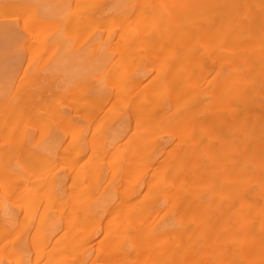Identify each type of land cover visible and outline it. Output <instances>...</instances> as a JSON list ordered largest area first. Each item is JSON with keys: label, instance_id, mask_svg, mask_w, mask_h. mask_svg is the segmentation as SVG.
<instances>
[{"label": "bare ground", "instance_id": "1", "mask_svg": "<svg viewBox=\"0 0 264 264\" xmlns=\"http://www.w3.org/2000/svg\"><path fill=\"white\" fill-rule=\"evenodd\" d=\"M17 1L0 0V262L8 254L21 262L14 253L20 223L27 224L22 242L39 249L23 264H241L242 258L223 261L231 248L252 259L243 264H264V0H110L101 6L65 0L63 11L62 0ZM58 8L66 33L91 38L72 44L74 53L66 46V57L52 61L62 75L51 84L49 61L37 71L30 61L42 62L71 41L45 33ZM13 16L26 26L6 19ZM101 24L119 36L93 34ZM6 34L18 42L14 47L1 41ZM23 52L30 61L21 74ZM101 71L108 89L94 76ZM81 77L87 86L74 87ZM65 97L78 101L67 108ZM125 102L131 105L121 107ZM77 111L87 117H76ZM117 117L122 130L102 141L101 126ZM130 128L133 134L118 145ZM45 132L48 139L34 145L35 133ZM166 132L168 140L157 142ZM66 136L60 158L68 157L78 174L51 175L59 166L50 158ZM87 153L102 163L97 170H90ZM113 156L138 159L136 170L150 160L147 197L116 209L106 197L92 201L105 178L101 168L114 173L127 163L118 165ZM204 186L210 197L201 195ZM49 195H57L50 206L64 219L49 223ZM157 197L175 207L178 221L159 220L152 208ZM15 201L24 204L21 222ZM41 226L46 232L39 240Z\"/></svg>", "mask_w": 264, "mask_h": 264}, {"label": "rangeland", "instance_id": "2", "mask_svg": "<svg viewBox=\"0 0 264 264\" xmlns=\"http://www.w3.org/2000/svg\"><path fill=\"white\" fill-rule=\"evenodd\" d=\"M9 1H11V2L12 1L22 2V1H17V0H8V2ZM49 1H52V0H49ZM64 1L65 0H62V3H61V5H62L61 11H63ZM109 1L110 0H92L91 3L95 4L96 6H101V5L107 4ZM134 1L138 2L140 0H134ZM74 10H75V5H73L69 9L68 13L71 14L72 12H74ZM59 11H60V9H59ZM62 17H63V15L61 12L59 14V16L57 17L58 19L55 20L54 25H52L51 27H49V25H48L46 27V29H44V30H46L45 33H46V35L53 34L54 39L55 38L57 39L63 35L69 36L71 38V41H69V42L64 41L63 45L60 44V50H59L60 52H58L59 54L58 53L56 54L55 52H53L52 54H49V57L45 58V60H43L42 62H39V63H37V59H38L37 57H32V61H30L28 54L26 52H23L22 55L20 56V58H21V74L24 71V69L26 68V65L29 64L28 60L30 61L31 71H37L40 68H46L47 63L49 61V78H50L49 82L51 84H53V81H56L59 77H61L62 74H57V72H56L57 70L53 69L54 66H52V63H53L52 61L54 59H64L66 57V48H67L66 46H71L72 53H74L75 50H74L72 44H77L78 46H84L89 42V40L91 38L90 34L79 35L78 38H75V37H72L71 34L69 35L68 33H66L65 32L66 26L62 20ZM6 19L7 20L17 19L16 22L21 27L26 26V23L19 16L7 17ZM2 20H5V18H3ZM108 31L114 32V39L113 40H115V38L118 37L120 34L119 30H117L115 27L108 28L103 24H101L98 28H95L93 30V34H101L102 37L104 38V37H106ZM3 33H4V31H3ZM1 41L4 44H8L10 47H14L18 43L17 41L12 40L11 36H9L7 34L5 36H1ZM140 52L146 53L148 51L140 50ZM9 65L10 64L6 65L7 69L9 67ZM62 69L63 68H60L59 70H62ZM21 74H20V76H21ZM94 76L97 79H101V85H103L105 88L108 89V81L105 78L104 72L101 71L99 73L94 74ZM87 83L88 82L83 83V77H81L76 81V83L74 84V87L83 88L84 86H87ZM60 85L62 86V84H60ZM75 101L77 102L78 100L77 99H69V97H65V102H64L65 104L64 105H65V107L68 108V107L72 106L73 102H75ZM129 105H131L130 102H125V103L121 104V107L122 106H129ZM75 115H76V117H87V114L82 112V111H77L75 113ZM77 122L80 126H83L80 121H77ZM28 126H29V129L33 128V131H34V127L32 125H29L28 123L27 124L23 123L22 128L28 129ZM122 126H123V120L119 119L118 117L114 118L112 120L106 121L101 126V132L102 133L100 135V139L104 142H109V140H111L110 135H113L117 131L122 130L121 129ZM63 130L65 131V129H63ZM122 132H121V134H122ZM131 134H133V131L130 128V129H128L126 134L120 136V138L118 139L119 142L117 144L118 145L125 144L127 142V140L129 139V137L131 136ZM160 135L162 138L159 139L157 142L163 143V142H165V139L168 140V136H170L171 133L166 132V134L163 133ZM47 136L48 135L46 132H45V134H42L40 136H38L37 133H35L33 144L35 145L36 143H38V144L42 143L47 138ZM87 138H89V135L87 136ZM69 142H70V138H68V136H66V138L63 140L61 150H59V151L57 150V153H56L57 155L54 157L52 156V159L50 158V161H52V164L59 166V168L56 169V171L51 175H57L58 177H60V175L63 174L65 176L68 175L70 177L71 173L72 174L75 173L74 174L75 176L78 174V171L76 172V171H72L70 169L68 157L60 158L62 150H64V148L67 146V144ZM172 142H173V145L178 144L177 140H173ZM166 150H169V149L167 148ZM72 152H70L69 155H73ZM164 156H165L164 154L161 156L162 159L164 158ZM86 157L88 159L92 160V167L91 168H90V164H91L90 161L89 162L86 161V163L82 162V165L84 164L86 171L97 170L98 167L102 164L99 160H97L95 158L91 159L92 154H90V153H87ZM113 157L116 158V160H118L117 156H113ZM113 157H111V158H113ZM107 158H109V157H107ZM160 161H161V159H160ZM107 162H108V160H105V161L103 160V163H107ZM125 162H127L126 165H122V168L117 169L114 173L109 172L107 170L105 172L103 167L101 168V171L104 172L105 178L101 183L99 191L92 195L93 196V199H92L93 202L96 199L99 203V202L103 201V199L106 197L109 199L108 206L112 207V209H116V208H121L126 204L129 206L130 205V199H132V198L140 201V200H142L148 196L147 187H143V184L148 182V179H147L148 176H144V174L147 173V164H150V160L146 159V161H145V159H144L142 161V164H140L138 170L135 169L137 167L136 163H138V159H136V158L133 159L131 157H128V158H126L125 161L118 160L117 163H118V165H120V164H123ZM151 164H152V162H151ZM89 168H90V170H88ZM105 169H106V167H105ZM94 182L91 181V183H94ZM110 183H112V184H110ZM131 183H133L132 186L129 188H126V184H131ZM113 188L114 189L116 188L117 192ZM202 189H205V190L204 191L201 190V192H200L201 195H203V196L207 195L208 197L211 196L212 190L210 188H207L206 186H204ZM0 196H2V195L0 194ZM55 196H57V195H55ZM55 196L49 195V211H48L49 212V223H50V218L51 219L52 218H58V217L63 218V219L65 218V214L60 213L57 210V206H54V205L50 206V201L53 200V198ZM69 196L75 197L76 193L71 191L69 193ZM93 202H91V204ZM12 204L14 206L13 208L18 212L17 218H19V222H21V218H23V216L25 214L24 204L19 202V201L12 202ZM84 204L87 205L86 203H84ZM11 207H12V205H11ZM152 208L154 209L155 212L158 211V218L161 222L162 221L166 222L169 220L172 222H176V220L178 221V219H179V216L177 214L178 212H176L175 207L173 205H171L169 202L163 201V198H160V197L155 198ZM115 213H112V214L106 216L103 219L104 224L112 222L113 216L115 215ZM257 224L258 223H255V222L251 223V225H250L251 231H257L258 230ZM26 226H27V224L21 225L20 223L15 225V228L19 230L18 231L19 232V234H18V236H19L18 243L19 244H17L15 246L14 253L19 255L21 262L16 263L13 255L8 254L7 256L4 257V259L0 262V264H21V263L23 264L25 262V258H26L27 254H31V257L34 258L35 252H39V249H38L37 244L35 242H32L31 240H26V241L22 242L24 240L23 231L25 230ZM171 229H173V228H171ZM45 232H46V228L43 226H41L38 229V239L39 240H40L41 236H43L45 234ZM241 236L242 235H238L239 238ZM166 238L171 240L172 234L169 236H166ZM200 243H201L200 245H203L204 244L203 240ZM19 245H20V249H19ZM50 249H51V246L49 247V250ZM223 258H224L223 261H227V262H239V259L242 258L241 264H243L244 258H245V260H249L250 262L252 260L251 258H250L251 259L250 260L249 258L241 255L239 251L234 250L233 248L229 249L228 252L223 256ZM39 264H44V262L41 261ZM167 264H171V262L167 263Z\"/></svg>", "mask_w": 264, "mask_h": 264}]
</instances>
